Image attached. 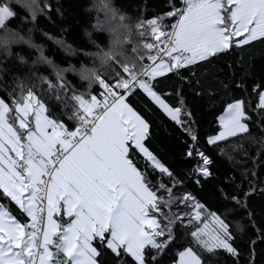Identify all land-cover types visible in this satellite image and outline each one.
<instances>
[{"label": "snow or ice", "instance_id": "6c2138e0", "mask_svg": "<svg viewBox=\"0 0 264 264\" xmlns=\"http://www.w3.org/2000/svg\"><path fill=\"white\" fill-rule=\"evenodd\" d=\"M257 50L264 0H0V264H264ZM165 118L187 172L154 143Z\"/></svg>", "mask_w": 264, "mask_h": 264}, {"label": "trees", "instance_id": "16d2710c", "mask_svg": "<svg viewBox=\"0 0 264 264\" xmlns=\"http://www.w3.org/2000/svg\"><path fill=\"white\" fill-rule=\"evenodd\" d=\"M152 4H156L158 0H150ZM100 19L103 20V14L100 15ZM96 21V14L93 13L91 18V23H95ZM93 38L97 39V42L100 43L102 46L107 47L110 43V35L107 31L104 32H94ZM85 43H87V39L85 38ZM79 43V42H77ZM54 48V46H52ZM89 51H95V49L89 45L88 46ZM257 59L255 61V70L257 73L261 71L262 68H264V59L259 58V50L256 52ZM62 60V66H67L68 64H75L76 67H80L81 63L87 64L91 66V61L88 59H85L83 57H71V56H65L63 52L57 53V62H61ZM70 78H72L70 76ZM74 79V78H72ZM74 82H78L74 79ZM195 103V102H193ZM197 117L199 121V132L202 138H204L206 135L213 134V130L216 127L215 124V116L218 115V113H210L206 109H202L199 104H197ZM157 123L160 125L157 130L154 132V143L156 147L160 150L162 155L166 158L168 163L172 164L176 170L187 172L190 168L195 166V162L193 160H190L186 157V145L184 144V141L187 139V137L181 132V130L171 121H168L166 118L162 121H157ZM227 167V164L218 160L216 168L218 169L219 173H223L225 168ZM187 187V190L192 191L194 186L191 185L190 181H185ZM215 182L210 185H206L203 189V192L201 194V199H211L212 196V189L214 187ZM197 191H199L197 189ZM213 203L215 201L213 200ZM255 206L260 207L261 205H264V200H261L260 197H257L254 201ZM220 264H223V260L221 258Z\"/></svg>", "mask_w": 264, "mask_h": 264}]
</instances>
